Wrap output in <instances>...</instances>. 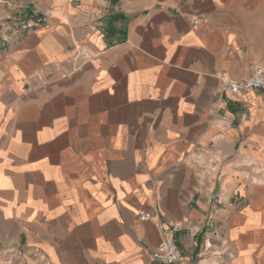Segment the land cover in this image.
<instances>
[{
	"label": "crops",
	"instance_id": "crops-1",
	"mask_svg": "<svg viewBox=\"0 0 264 264\" xmlns=\"http://www.w3.org/2000/svg\"><path fill=\"white\" fill-rule=\"evenodd\" d=\"M22 1L0 264H159L173 224L174 264H264V90L218 92L264 67V0Z\"/></svg>",
	"mask_w": 264,
	"mask_h": 264
},
{
	"label": "built area",
	"instance_id": "built-area-1",
	"mask_svg": "<svg viewBox=\"0 0 264 264\" xmlns=\"http://www.w3.org/2000/svg\"><path fill=\"white\" fill-rule=\"evenodd\" d=\"M249 89L264 90V67H257L252 74L240 81L227 80L218 92L228 100H235L238 92ZM141 219H145V216H141ZM178 230L179 225L177 224L161 229L160 247L150 254L153 261L159 264H174L183 260V255L175 241V234Z\"/></svg>",
	"mask_w": 264,
	"mask_h": 264
},
{
	"label": "rangeland",
	"instance_id": "rangeland-1",
	"mask_svg": "<svg viewBox=\"0 0 264 264\" xmlns=\"http://www.w3.org/2000/svg\"><path fill=\"white\" fill-rule=\"evenodd\" d=\"M5 14L0 18V48L5 46V37L8 33L21 28H28L30 20H35L38 15L30 6H24L22 0H0V12Z\"/></svg>",
	"mask_w": 264,
	"mask_h": 264
}]
</instances>
